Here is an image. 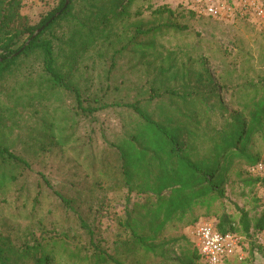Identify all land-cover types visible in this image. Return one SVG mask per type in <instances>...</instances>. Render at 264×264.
I'll use <instances>...</instances> for the list:
<instances>
[{"label":"trees","instance_id":"16d2710c","mask_svg":"<svg viewBox=\"0 0 264 264\" xmlns=\"http://www.w3.org/2000/svg\"><path fill=\"white\" fill-rule=\"evenodd\" d=\"M66 2L38 0L42 9L33 18L24 13V0H0V92L12 98L17 92L12 83L23 72L28 79L18 88L34 95L29 103L19 95L15 103L0 105V204L21 221L18 227L9 221L0 227V264H144L133 256L139 252L158 264H206L193 238V248L182 252L166 247L163 238L170 226H191L201 216H215L212 225L219 232L258 240L264 204L251 213L237 199L264 184V172L252 170L262 162L253 139L258 134L264 142V93L249 107L233 110L206 67L195 71L191 63L178 64L172 52L168 60L159 62L162 53L150 59L156 40L188 30L168 7L157 8L147 24L131 21L135 0H69L65 7ZM90 52L111 54L108 89L94 92L73 77ZM124 53L154 71L149 91L109 101ZM167 79L181 84L168 85ZM38 92L46 96L36 98ZM58 94L72 102L50 108ZM153 103L167 110L149 112L145 106ZM105 111L127 113L130 124L97 151L95 129L82 130L80 122ZM217 113L218 127L212 119ZM25 114L37 115L30 127L20 126ZM15 129L25 132L16 143ZM47 153L58 158L55 173L48 175L34 169V160H45ZM115 192H124L125 203L110 246L97 222L100 210L109 212Z\"/></svg>","mask_w":264,"mask_h":264},{"label":"rangeland","instance_id":"374dc122","mask_svg":"<svg viewBox=\"0 0 264 264\" xmlns=\"http://www.w3.org/2000/svg\"><path fill=\"white\" fill-rule=\"evenodd\" d=\"M160 7H168L173 10V20L187 25L188 30L184 33L171 32L156 40L158 48L150 56V59L158 58L157 56L162 53L159 57V62L168 60L170 59L168 53L172 52L177 57L178 64L182 62L191 63L195 71L203 70L206 67L216 81L218 92L222 94L224 103L233 110H241L245 106L249 107L254 99L264 93V18L260 19L251 15L247 17L241 16L238 12L225 17L199 15L190 9L185 0H135L130 6L132 14V20H130L133 22L136 19H140L141 22L150 24L156 18L155 15H157L154 11ZM41 9L38 5V0H24L23 11L31 17L35 18L38 10L40 11ZM124 23L129 24V20ZM94 55L95 53L90 52L85 56L81 62L79 72L73 77L80 81L83 87L89 86L94 92H98L100 89H108L105 72L110 63L108 60H110L111 54H107L105 57ZM136 63L137 58L133 54L124 53L119 59L110 82V86L112 85L111 92L113 93L112 95L109 94L107 98L109 101L117 100L121 97L132 99L147 95L154 71L152 68L148 69L141 62L139 64ZM20 74L22 76L17 77V83L14 81L12 83L17 92L14 91L12 93V98H8L0 92V105L8 106L15 103L16 100L20 99L19 95H24V100L27 99L28 103L34 97L28 90L21 91L18 88L25 79H28L23 72H20ZM166 82L171 86L178 84L180 86L181 84L179 80L178 83H175L174 79L170 81L167 79ZM222 83L226 84L227 87H221ZM9 88L10 86L7 91ZM180 92L185 93L182 88H180ZM35 96L43 99L46 94L38 92ZM66 96L62 94L56 95L49 105L50 108H53L54 105L59 106V104L66 105L71 103L72 99ZM145 108L149 112H161V108L167 110V107H160V105H154V103L151 106H145ZM38 110L40 111L38 114L40 116L43 115L42 106H39ZM30 113L33 112L30 111ZM27 114L20 120L21 127H30L37 118V115L30 117ZM212 119L214 126H221L222 119L219 113L213 116ZM80 123L83 126L82 130H86V127L87 131L91 128L95 129V138L98 143L97 151L105 147V141L115 140L124 134L130 124L128 114L122 111L101 112L95 118L83 119ZM24 133V130L15 129L12 141L15 142L17 138L20 140V136L24 139ZM253 143V150L261 153L264 164V142L258 134L255 135ZM20 145H23L21 141L17 148ZM56 154L47 153L45 160H34L35 171H44L47 175L48 173H55L58 159ZM63 157H65L64 160H69V156L64 155ZM111 194L115 196L114 202L109 212H103L102 210L98 212L100 219L97 224L101 233L109 241L108 245L113 246V240L116 237L115 233L120 230L116 217L118 214L120 215L119 212L125 202L124 192ZM233 198H236V196L233 195ZM237 200L241 206H245L251 213H256L259 210L256 206L264 204V184H258L248 197L238 198ZM228 211L239 221L240 214L234 206L230 205ZM199 213L200 211H197L196 215ZM6 221H9L13 227H18V222H21L16 216H11L0 204L1 229L2 223ZM217 222L218 220L215 216H201L197 223L191 226H170L163 233V238L167 242L166 247H170V249L177 252L191 249L193 248L190 244L193 237L192 231L201 224H216ZM183 236H186L187 239H184ZM242 236L245 238V257L243 260L234 258L228 264H264V232L256 241L253 238L246 237L244 234ZM261 238L262 241H259ZM252 241H254L253 243L256 246L251 244ZM133 256L144 264H158L160 262V260L153 257H145L141 252ZM133 256L128 259L133 258ZM62 264H68V262L64 260ZM163 264L177 263L166 262ZM198 264L203 263L199 260Z\"/></svg>","mask_w":264,"mask_h":264},{"label":"built area","instance_id":"2783aa9c","mask_svg":"<svg viewBox=\"0 0 264 264\" xmlns=\"http://www.w3.org/2000/svg\"><path fill=\"white\" fill-rule=\"evenodd\" d=\"M198 14L225 17L238 12L241 16L264 18L263 0H185ZM253 171L263 173L264 164L258 163ZM192 238L206 264H228L232 259H244V236L239 233H222L210 224H201L192 231ZM262 241V238L259 239Z\"/></svg>","mask_w":264,"mask_h":264},{"label":"water","instance_id":"95a60500","mask_svg":"<svg viewBox=\"0 0 264 264\" xmlns=\"http://www.w3.org/2000/svg\"><path fill=\"white\" fill-rule=\"evenodd\" d=\"M68 3H69V0H67V2H66V5H65V7L68 5ZM59 14V13H58ZM58 14H57V16H58ZM44 29V26L43 27H41L39 30H37L36 31V33L33 35V37L32 38H34L36 35H38L39 34V32H41L42 30ZM32 38L26 43V44H29L30 43V41L32 40ZM16 55V54H15ZM2 59L0 58V61H1Z\"/></svg>","mask_w":264,"mask_h":264}]
</instances>
